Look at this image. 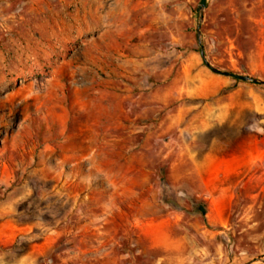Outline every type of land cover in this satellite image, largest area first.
I'll return each mask as SVG.
<instances>
[{
	"label": "rangeland",
	"instance_id": "obj_1",
	"mask_svg": "<svg viewBox=\"0 0 264 264\" xmlns=\"http://www.w3.org/2000/svg\"><path fill=\"white\" fill-rule=\"evenodd\" d=\"M199 3L0 0V264H264V86ZM202 17L264 82V0Z\"/></svg>",
	"mask_w": 264,
	"mask_h": 264
},
{
	"label": "water",
	"instance_id": "obj_2",
	"mask_svg": "<svg viewBox=\"0 0 264 264\" xmlns=\"http://www.w3.org/2000/svg\"><path fill=\"white\" fill-rule=\"evenodd\" d=\"M206 3H207V0H200V3L198 5L199 15H198V28H197V31H196L197 38H198V44L200 46V56H201L204 64L206 65V67H208L215 74H218V75H221V76L233 78L235 80H239V81H243V82H251V83H255V84H260V85L264 86V82L263 81H259V80L255 79V78H252V77L246 76V75H240V74H236V73H232V72L218 70V69L212 67L211 65H209L207 63V61L205 59L202 43H201V32H200V25H201L202 18H203L202 14H203L204 9L206 8Z\"/></svg>",
	"mask_w": 264,
	"mask_h": 264
}]
</instances>
